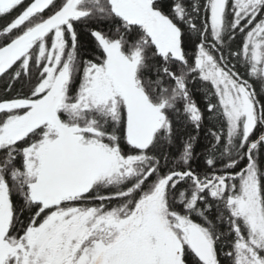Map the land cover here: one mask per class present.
<instances>
[{
  "label": "snow or ice",
  "instance_id": "obj_1",
  "mask_svg": "<svg viewBox=\"0 0 264 264\" xmlns=\"http://www.w3.org/2000/svg\"><path fill=\"white\" fill-rule=\"evenodd\" d=\"M0 21V264H264V0Z\"/></svg>",
  "mask_w": 264,
  "mask_h": 264
},
{
  "label": "trees",
  "instance_id": "obj_2",
  "mask_svg": "<svg viewBox=\"0 0 264 264\" xmlns=\"http://www.w3.org/2000/svg\"><path fill=\"white\" fill-rule=\"evenodd\" d=\"M3 23V21H0V24H2ZM189 51H191V49L189 50ZM5 94V91H4V84H3V82H0V96H2V95H4ZM198 98H199V103L201 104V106H203V103H204V101H203V98H202V94L201 93H196L195 94ZM201 149H200V146H198L197 147V152H199ZM199 161H196V162H194V166H195V164L196 163H198Z\"/></svg>",
  "mask_w": 264,
  "mask_h": 264
}]
</instances>
